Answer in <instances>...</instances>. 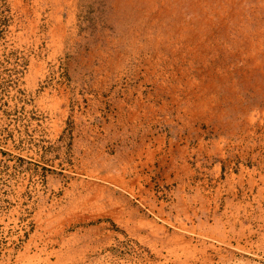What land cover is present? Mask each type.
<instances>
[{
    "label": "rangeland",
    "instance_id": "1",
    "mask_svg": "<svg viewBox=\"0 0 264 264\" xmlns=\"http://www.w3.org/2000/svg\"><path fill=\"white\" fill-rule=\"evenodd\" d=\"M0 264H264V0H0Z\"/></svg>",
    "mask_w": 264,
    "mask_h": 264
}]
</instances>
